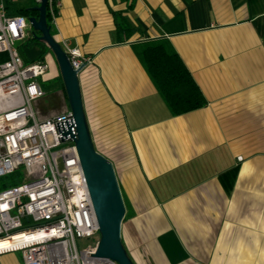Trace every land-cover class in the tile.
Instances as JSON below:
<instances>
[{"label":"crops","instance_id":"crops-1","mask_svg":"<svg viewBox=\"0 0 264 264\" xmlns=\"http://www.w3.org/2000/svg\"><path fill=\"white\" fill-rule=\"evenodd\" d=\"M52 1L54 40L91 60L78 75L83 109L95 150L119 178L130 259L264 264V0ZM6 4L10 15L38 7ZM160 40L205 108L170 115L134 50ZM21 263L20 253L0 256Z\"/></svg>","mask_w":264,"mask_h":264},{"label":"built area","instance_id":"built-area-1","mask_svg":"<svg viewBox=\"0 0 264 264\" xmlns=\"http://www.w3.org/2000/svg\"><path fill=\"white\" fill-rule=\"evenodd\" d=\"M59 9L48 0L53 29ZM29 30V21L10 15L6 0H0V182L15 181L0 190V256L20 253L21 264H116L95 258L99 226L75 144L73 114L41 117L36 110L46 98L42 84L49 67L22 59L18 44L29 39ZM63 51L75 71L91 64L76 50ZM82 241L94 243L81 250Z\"/></svg>","mask_w":264,"mask_h":264},{"label":"water","instance_id":"water-1","mask_svg":"<svg viewBox=\"0 0 264 264\" xmlns=\"http://www.w3.org/2000/svg\"><path fill=\"white\" fill-rule=\"evenodd\" d=\"M47 2L41 0L38 7L30 9L38 14V18L29 19L30 30L33 38L53 53L73 114L77 136L75 144L99 226L100 239L95 258L116 264H135L122 244L126 206L114 166L95 150L85 117L78 79L84 67L78 71L73 70L68 56L52 37L47 23Z\"/></svg>","mask_w":264,"mask_h":264},{"label":"trees","instance_id":"trees-1","mask_svg":"<svg viewBox=\"0 0 264 264\" xmlns=\"http://www.w3.org/2000/svg\"><path fill=\"white\" fill-rule=\"evenodd\" d=\"M6 3H8L7 0ZM17 15L24 17L28 21L31 18H38V14L31 10H21ZM47 23L54 38L55 32L48 19ZM116 23L119 33L129 34L128 36L131 37L133 33L132 27L124 18L122 20L118 18ZM32 37L29 38V41H33ZM130 37L121 41V43L128 42ZM134 50L136 57L172 117L186 115L207 106L202 92L169 42L162 40L146 42L136 46ZM26 64L29 63L26 62ZM58 81L59 87L65 94L67 101L61 77L58 78ZM128 217L126 215L124 222Z\"/></svg>","mask_w":264,"mask_h":264},{"label":"rangeland","instance_id":"rangeland-1","mask_svg":"<svg viewBox=\"0 0 264 264\" xmlns=\"http://www.w3.org/2000/svg\"><path fill=\"white\" fill-rule=\"evenodd\" d=\"M28 36L31 38L32 31H28ZM39 36V35H38ZM33 41H23L18 44L19 53L24 62L32 64L44 62L49 67V74L46 77V81L42 84L43 90L47 93L45 99H43L36 110L40 111L41 117H49L51 115H59L70 111L67 104L65 94L59 87L58 78L60 77V71L56 59L49 48L44 44L37 42L33 37ZM118 183L119 178H117ZM15 184L12 177L4 179L0 182V190L10 188ZM93 241H82L79 243L81 250L90 246ZM137 264V263H135Z\"/></svg>","mask_w":264,"mask_h":264},{"label":"bare ground","instance_id":"bare-ground-1","mask_svg":"<svg viewBox=\"0 0 264 264\" xmlns=\"http://www.w3.org/2000/svg\"><path fill=\"white\" fill-rule=\"evenodd\" d=\"M26 177H27V175H25V177L23 178V180L26 179Z\"/></svg>","mask_w":264,"mask_h":264}]
</instances>
